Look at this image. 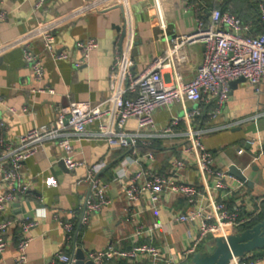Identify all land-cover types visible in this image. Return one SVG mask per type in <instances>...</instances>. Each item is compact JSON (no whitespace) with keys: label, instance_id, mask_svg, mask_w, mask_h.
<instances>
[{"label":"crops","instance_id":"crops-1","mask_svg":"<svg viewBox=\"0 0 264 264\" xmlns=\"http://www.w3.org/2000/svg\"><path fill=\"white\" fill-rule=\"evenodd\" d=\"M38 1L1 0L0 3V12H6L5 18L0 19V155L5 144L15 142L32 128L53 125L60 114H66L73 101L98 103L105 100L109 95L118 41L132 43L136 75L166 49L154 0H129V6L124 2L102 10H92L91 0H44L37 8ZM159 3L170 36L193 31L196 19L207 18L215 7L229 10L244 21L252 20L256 31L264 32L259 26L264 23L259 20V9L253 0H159ZM43 29L56 36L59 50L67 51L69 60L52 59L40 38ZM89 38L96 39L99 47L87 63L77 68L74 62L81 60L83 54L76 44ZM26 44L42 62L45 71L42 81L35 78L24 59ZM188 54L195 71L202 61L203 45L190 46ZM194 71L187 79L192 78ZM40 87L52 88L55 93L37 92ZM259 88L257 92L244 82L231 89L224 111L214 123H238L204 137V144L214 154L217 168L229 173L230 165L235 164L251 181L250 184L243 181V189L235 191L226 200L230 206L240 204L246 213L260 208L261 212L254 220L264 214V83ZM12 108L16 113L10 111ZM178 113L179 106H173L157 110L154 116L162 127ZM135 126V121L131 120L127 128L132 130ZM252 140L253 144L248 143ZM73 146L75 157L85 161V166L75 169L60 166L64 152L52 142L23 163L22 175L31 189L28 196L11 204L2 215L13 224L6 236L7 247L0 256V264H51L59 254L73 255L77 248H82L89 255L106 249L110 243L123 250L136 243L151 244L165 250L166 256L176 264H186L197 252L204 250L206 244L219 237H208L185 257L184 249L192 245L197 231L192 225L171 222L172 213L187 209L185 201L178 196H164L153 211L144 198L139 206L128 211L127 199L120 186L114 183L108 193V206L92 214L87 224H81L91 189L86 180L87 166H95L99 175L111 182L126 152L112 149L105 141L81 140L75 141ZM180 147L179 140L172 138L153 142L151 149L155 152L160 173L167 172L171 159L179 155ZM239 148H244L242 154L238 153ZM183 178L197 181L196 170L185 171ZM36 212L40 216L39 224L30 230L31 241L25 259L19 261V243L24 236L22 221L27 216L34 217ZM132 212L138 215L133 216ZM56 213L75 226L71 240L55 221L53 215ZM154 221L162 222L164 227L135 240L138 225L147 228ZM236 229L230 228L228 233H235ZM251 255L256 264H264V249L255 250ZM106 264L131 262L114 258ZM141 264H152V260L143 258Z\"/></svg>","mask_w":264,"mask_h":264},{"label":"built area","instance_id":"built-area-1","mask_svg":"<svg viewBox=\"0 0 264 264\" xmlns=\"http://www.w3.org/2000/svg\"><path fill=\"white\" fill-rule=\"evenodd\" d=\"M253 1L258 6L260 22L264 23V2ZM43 2L39 0L35 7L39 8ZM124 2L126 6L130 5L129 0H91L89 4L92 10H102ZM154 4L166 43L163 55L153 58L148 67L136 75L133 71L135 61L131 56L132 43L118 41L109 95L105 100L98 103L73 101L66 114H60L53 125L34 127L20 135L15 142L4 145L0 155V256L7 247L6 236L13 224L11 219H3L2 215L11 204L28 196L31 189L30 183L22 175L23 163L50 142L63 150L62 159L69 169L86 165L85 161L75 157V141H105L112 149L126 152L111 182L104 180L95 166H87L86 180L91 189L85 201L81 224H87L92 214L108 206L112 183L119 185L123 191L128 211L139 206L144 198L149 208L156 211L164 196H178L188 207L171 214L172 224H189L197 231L192 245L184 249L186 257L208 237H226L230 228L251 223L261 212L259 208L246 213L240 204H228V196L242 190L244 183L216 167L214 154L204 144V137L238 123H214L229 100L231 82L244 78L259 92L260 85L264 83V32L258 33L252 20L244 21L229 10L215 7L207 18L196 19L193 31L170 36L159 0H154ZM5 16L6 12L1 11L0 19ZM40 38L53 60L70 59L67 51L59 50L52 32L43 29ZM196 44L203 45V54L201 63L194 71L188 48ZM76 46L83 54L81 60L74 62L78 68L88 62L99 43L89 38L77 42ZM23 53L35 78L42 81L45 76L42 62L29 44L24 46ZM193 71L192 78L187 79ZM37 92L53 94L55 90L40 87ZM173 106H179V113L173 115L167 125L160 127L156 123L155 112ZM10 111L16 113L13 108ZM131 120L136 123L132 130L127 128ZM166 138L179 140L180 153L171 159L167 172L160 173L155 152L151 148L155 140ZM248 143L253 144V140ZM243 152L244 148L238 149L239 154ZM192 169L196 170L197 181L185 180L183 173ZM80 183L81 180L78 181ZM132 215L138 214L132 212ZM53 217L71 240L75 226L60 218V214L56 213ZM39 220L36 212L34 217L27 216L22 221L24 236L19 243V261L25 259V251L31 241L29 232L39 224ZM163 227L160 221H154L147 228L138 225L135 240ZM89 256L94 264H106L114 258L141 264L146 257L152 260V264H176L166 256L165 250L151 244L136 243L132 248L123 250L117 244L110 243L106 249ZM58 262L75 264L76 259L74 254H59L51 264ZM231 264H256V261L248 254L234 258Z\"/></svg>","mask_w":264,"mask_h":264},{"label":"water","instance_id":"water-1","mask_svg":"<svg viewBox=\"0 0 264 264\" xmlns=\"http://www.w3.org/2000/svg\"><path fill=\"white\" fill-rule=\"evenodd\" d=\"M136 54V50L133 51ZM134 71V69H133ZM246 80L240 78L231 82V89H235L240 83ZM67 122V120H66ZM59 165L64 168V160ZM229 174L250 184L243 171L235 164L230 165ZM264 249V219L251 228L237 233H230L226 237L219 236L206 244L205 249L197 252L186 264H231L234 258H241L251 254L255 250ZM75 264H94L89 255L85 254L82 248H77L74 253Z\"/></svg>","mask_w":264,"mask_h":264},{"label":"trees","instance_id":"trees-1","mask_svg":"<svg viewBox=\"0 0 264 264\" xmlns=\"http://www.w3.org/2000/svg\"><path fill=\"white\" fill-rule=\"evenodd\" d=\"M259 26H261L264 29V24H261ZM263 219H264V214H262L261 216H259L257 219L253 220V222L251 224H248L247 226L245 225L244 227L242 226V227L237 228L235 233L240 232L242 230H245L247 228H251L254 225H256L257 223L261 222Z\"/></svg>","mask_w":264,"mask_h":264}]
</instances>
